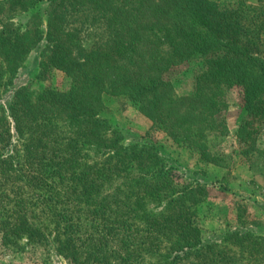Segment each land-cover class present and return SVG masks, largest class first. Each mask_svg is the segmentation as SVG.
Returning a JSON list of instances; mask_svg holds the SVG:
<instances>
[{"label":"trees","instance_id":"16d2710c","mask_svg":"<svg viewBox=\"0 0 264 264\" xmlns=\"http://www.w3.org/2000/svg\"><path fill=\"white\" fill-rule=\"evenodd\" d=\"M79 17L102 30L89 49ZM42 42L36 79L57 70L69 86L33 98L13 78ZM193 58L204 68L194 92L178 95L165 75ZM228 89L241 96L235 138L250 169L263 158L264 0H0L2 244L40 243L52 226L72 264H264V236L245 214L213 241L202 235L209 185L228 187L209 145L226 133ZM105 93L133 102L208 171L187 176L150 137L124 145L100 117Z\"/></svg>","mask_w":264,"mask_h":264},{"label":"rangeland","instance_id":"374dc122","mask_svg":"<svg viewBox=\"0 0 264 264\" xmlns=\"http://www.w3.org/2000/svg\"><path fill=\"white\" fill-rule=\"evenodd\" d=\"M237 1L209 0L210 4L219 5L220 8H231ZM250 1L256 3V0ZM43 8L44 5H41L40 12ZM89 18L92 17L89 16ZM20 21H23V18ZM91 24L93 25L92 20L84 17H79L76 23L80 31L78 38L86 49L91 48L102 34L97 24L96 26ZM45 50V42H42L26 55L22 66L13 78L14 87L29 86L33 98L43 88L65 89L69 86L65 75L57 70L49 71L41 80L36 79ZM203 65L201 59L193 58L185 64L173 67L165 77L172 81L178 95H191L194 92L195 78L202 72ZM225 99L229 106L225 112L226 133L224 136L211 135L209 145L211 153L223 160L225 168L218 173V178L228 187L225 189L222 186L209 185L211 199L206 206L205 217L201 221L202 235L207 242L238 226L235 218L237 212L245 214L246 222L254 221L258 226V233L264 236V144L261 146L263 158L256 159L254 164H249L251 165L249 169L248 163L239 153L240 146L235 138L241 96L237 90L228 89ZM9 101L10 92H4L1 104L7 107ZM103 101L100 117L107 123L110 131L121 133L124 145L141 141L140 138L143 137H150L159 145L161 155L165 157L168 164L187 176L192 178L195 176V171H199L198 173L208 171V167L200 162L195 154L178 148L166 138L163 132L154 129L152 123L126 97L105 93ZM259 130L260 137L264 139V129L260 127ZM201 178L209 181L208 178ZM211 178L209 177L210 180ZM42 224L43 222L38 223L39 228ZM51 228L52 226H48V230H43L40 243L23 241L17 249L5 247L0 234V264H72L58 251L53 241Z\"/></svg>","mask_w":264,"mask_h":264}]
</instances>
